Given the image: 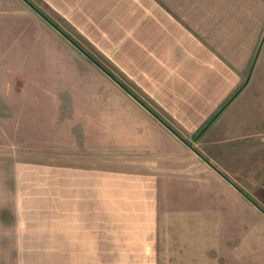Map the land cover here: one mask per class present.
Segmentation results:
<instances>
[{"label":"crops","instance_id":"0c3cea01","mask_svg":"<svg viewBox=\"0 0 264 264\" xmlns=\"http://www.w3.org/2000/svg\"><path fill=\"white\" fill-rule=\"evenodd\" d=\"M77 47L92 48L84 50L117 71L122 86ZM13 60L21 70L8 66ZM258 77L264 0H0V88L8 85L0 93L22 96L16 107L38 133L21 154H55L33 167L37 184L83 211L86 224L113 192L125 208L143 209L137 223H148L152 208L159 221L160 192L172 190L163 179L177 182L192 166L238 195L221 167L197 154L229 148L231 167L243 155L247 169L264 167V154L250 164L253 154L235 146L264 135ZM74 222L70 239L88 246Z\"/></svg>","mask_w":264,"mask_h":264},{"label":"rangeland","instance_id":"374dc122","mask_svg":"<svg viewBox=\"0 0 264 264\" xmlns=\"http://www.w3.org/2000/svg\"><path fill=\"white\" fill-rule=\"evenodd\" d=\"M77 48L85 56V50L93 51ZM11 65L22 69L14 60ZM102 65L118 77L111 66ZM262 86L264 77L254 79L253 88ZM5 87L7 83L0 90ZM21 101L20 94L0 93V264H264V213L250 202L264 211V167L247 169L245 155L231 167L235 159L230 154L235 153L229 148L220 154H199L220 166L249 200L192 166L177 182L173 176L163 179V187L172 190L160 192L159 221L152 208L150 221L137 223L143 209L136 204L125 208L113 192L108 206L104 202V207L93 208L94 223L86 224L83 211L69 206L63 196L60 200L48 185L37 184L33 167L44 159L52 163L55 154H21L23 146L38 137L28 132L32 127L24 122L26 112L16 107ZM256 139H238L235 144L236 154H253L250 164H255L257 154H264V135ZM75 220L82 222L80 234H86L88 246L78 241L76 248L70 239Z\"/></svg>","mask_w":264,"mask_h":264},{"label":"trees","instance_id":"16d2710c","mask_svg":"<svg viewBox=\"0 0 264 264\" xmlns=\"http://www.w3.org/2000/svg\"><path fill=\"white\" fill-rule=\"evenodd\" d=\"M73 41V40H72ZM79 48H81V47H79ZM81 49H83V48H81ZM87 53V52H86ZM87 55L91 58V59H93V61H95V63H97L98 64V66L101 68V69H103V71L104 72H106L109 76H111L113 79H115L116 81H118L119 83H120V81L118 80V78H117V76L114 74V73H112V72H110V70L109 69H107L104 65H102L98 60H96V58L92 55V54H90V53H87ZM127 91H129V93H131L139 102H141L142 104H144V102L139 98V96L138 95H136L134 92H133V90H130L128 87H126V86H123ZM241 89L242 88H240L238 91H237V93L231 98V100H234L235 99V97H236V95H238L239 93H240V91H241ZM231 100H229V102L231 101ZM229 102H227V104L229 103ZM145 105V104H144ZM146 106V105H145ZM154 113V112H153ZM165 124L170 128V129H172V126H170V124L169 123H166L165 122ZM172 130H174V129H172ZM175 131V130H174ZM195 139H197V137H195Z\"/></svg>","mask_w":264,"mask_h":264},{"label":"water","instance_id":"95a60500","mask_svg":"<svg viewBox=\"0 0 264 264\" xmlns=\"http://www.w3.org/2000/svg\"><path fill=\"white\" fill-rule=\"evenodd\" d=\"M32 6V5H31ZM32 8H34V6H32ZM86 54V53H85ZM87 55V54H86ZM87 57L88 58H90L88 55H87ZM91 59V58H90ZM92 61H93V59H91ZM93 62H95V61H93ZM117 83L119 84V85H121L122 86V84H120L118 81H117ZM172 130V129H171ZM172 132H174L178 137H180L179 135H178V133H176L174 130H172ZM181 138V137H180ZM181 140H183L182 138H181ZM195 152H197L196 150H195ZM199 155V154H198ZM199 156H201V155H199ZM202 157V156H201ZM203 158V157H202ZM204 159V158H203ZM205 160V162H207L212 168H214V166L207 160V159H204ZM215 169V168H214ZM216 170V169H215ZM217 172H219V171H217ZM220 173V172H219ZM221 174V176L227 181V182H229L239 193H241V194H243L246 198H247V196L243 193V191L242 190H240L235 184H233V182H231L224 174H222V173H220ZM250 202H252L251 200H250ZM252 204H254L260 211H262L263 213H264V211L259 207V206H257L254 202H252Z\"/></svg>","mask_w":264,"mask_h":264}]
</instances>
